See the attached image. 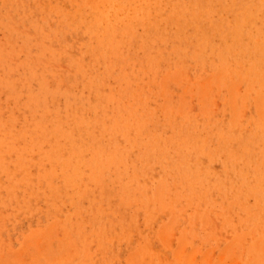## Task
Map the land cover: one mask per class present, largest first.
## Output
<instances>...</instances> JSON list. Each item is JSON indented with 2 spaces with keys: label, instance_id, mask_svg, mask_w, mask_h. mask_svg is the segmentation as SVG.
Masks as SVG:
<instances>
[{
  "label": "rangeland",
  "instance_id": "374dc122",
  "mask_svg": "<svg viewBox=\"0 0 264 264\" xmlns=\"http://www.w3.org/2000/svg\"><path fill=\"white\" fill-rule=\"evenodd\" d=\"M246 1L0 0V264H264Z\"/></svg>",
  "mask_w": 264,
  "mask_h": 264
},
{
  "label": "bare ground",
  "instance_id": "6f19581e",
  "mask_svg": "<svg viewBox=\"0 0 264 264\" xmlns=\"http://www.w3.org/2000/svg\"><path fill=\"white\" fill-rule=\"evenodd\" d=\"M251 0H247L246 2L248 3V5L246 6V5H244L243 6V8H245L246 10H247V12H251V10H260V8L259 7H262V6H264V0H259L256 4L255 3H253V2H250ZM246 3V4H247ZM258 4V5H257ZM259 4H261V6L259 5ZM264 8V7H263ZM260 11H263V10H260ZM256 15H258V14H256ZM251 16H252V13H251ZM249 17H250V14H246V15H244L242 18H243V20L244 21H246L247 19H249ZM257 40V39H256ZM224 76V75H223ZM258 77V76H257ZM225 78V77H224ZM246 78V77H245ZM226 79V78H225ZM219 81L220 80H222V79H218ZM248 80H253V79H249L248 78ZM233 81V80H232ZM256 81V80H255ZM224 82V81H223ZM248 82V81H247ZM259 84V83H258ZM249 87H251V86H249ZM164 89H165V87H164ZM264 90V89H263ZM256 93V92H255ZM235 96V95H234ZM216 101V100H215ZM166 103V102H165ZM241 104V103H240ZM172 107V106H171ZM235 118V117H234ZM263 118H264V116H263ZM263 118H262V120H263ZM257 120H259V119H257ZM160 197V196H159ZM160 199V198H159ZM157 200H158V196H157ZM156 201V200H155ZM210 214V213H209ZM211 215V214H210ZM154 224V223H153ZM162 234H164V233H162ZM163 237H164V235H163ZM239 238V237H238ZM162 240H164V239H162ZM216 240V239H215ZM239 241V240H238ZM130 250V249H129ZM179 250V249H178ZM181 250H182V248H181ZM179 252H182V251H179ZM178 254V253H177ZM180 254V253H179ZM183 254V253H182ZM181 255V254H180ZM187 255V254H186ZM143 256V255H142ZM222 257V256H221ZM149 259H151V258H149ZM205 260V259H204ZM149 261V260H148ZM148 261H147V263H148ZM146 263V264H147ZM150 263H151V261H150ZM150 263H148V264H150ZM188 263H189V261H188ZM238 263V262H237ZM132 264V263H131ZM137 264V263H136ZM152 264V263H151Z\"/></svg>",
  "mask_w": 264,
  "mask_h": 264
}]
</instances>
